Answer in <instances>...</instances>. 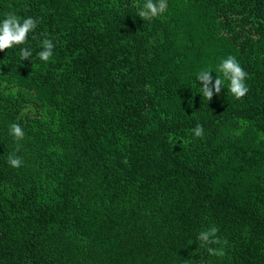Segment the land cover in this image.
I'll list each match as a JSON object with an SVG mask.
<instances>
[{
	"label": "trees",
	"instance_id": "1",
	"mask_svg": "<svg viewBox=\"0 0 264 264\" xmlns=\"http://www.w3.org/2000/svg\"><path fill=\"white\" fill-rule=\"evenodd\" d=\"M143 3L0 0L38 21L0 52V264H264V0ZM229 55L249 91L208 101Z\"/></svg>",
	"mask_w": 264,
	"mask_h": 264
},
{
	"label": "clouds",
	"instance_id": "2",
	"mask_svg": "<svg viewBox=\"0 0 264 264\" xmlns=\"http://www.w3.org/2000/svg\"><path fill=\"white\" fill-rule=\"evenodd\" d=\"M167 10V0H144V3L138 11V16L143 20H151L154 17L162 15ZM38 21L32 17L23 18L9 13L5 19L0 21V52L15 48L28 43L30 32H34L37 28ZM54 44L51 39H45L42 42V50L37 53V56L42 61H49L53 55ZM32 56V50L27 47H21L20 57L22 60H27ZM218 71L222 74V78L216 76L213 81L212 71L205 69L198 73L196 79L201 82V93L207 100H211L214 95L221 92L224 81L229 82V91L236 99H242L249 91L246 84L248 73L241 66L239 61L229 55L226 59H222L219 64ZM10 134L15 140L24 139L25 132L18 123H13L9 128ZM195 137H203L204 130L202 125H197L193 129ZM9 165L13 168H19L22 165V160L18 156L9 155ZM218 229L212 227L207 230H202L197 235V240L204 246L215 245L219 243L217 236ZM208 251L215 255L216 249L208 247Z\"/></svg>",
	"mask_w": 264,
	"mask_h": 264
}]
</instances>
